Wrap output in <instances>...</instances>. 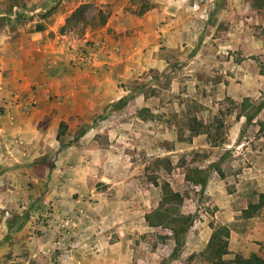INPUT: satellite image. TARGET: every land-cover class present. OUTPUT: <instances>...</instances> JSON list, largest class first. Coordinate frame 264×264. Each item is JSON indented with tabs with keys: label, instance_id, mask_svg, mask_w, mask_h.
Returning a JSON list of instances; mask_svg holds the SVG:
<instances>
[{
	"label": "rangeland",
	"instance_id": "rangeland-1",
	"mask_svg": "<svg viewBox=\"0 0 264 264\" xmlns=\"http://www.w3.org/2000/svg\"><path fill=\"white\" fill-rule=\"evenodd\" d=\"M87 1L82 18L43 33L36 46L31 28L72 1L0 0V87L12 85L1 61L13 57L23 66L21 88L113 95L87 122H61L53 145L42 143L29 202L19 197L9 209L7 234L0 219V264H209L204 251L219 226L230 228L226 260L264 258V0L182 1L176 33L148 34L145 64L118 55L86 70L80 84L88 60L102 56L100 29L114 11L108 0ZM32 6L36 22L17 31ZM2 104L0 159L26 144L2 126ZM166 183L182 201L165 204L164 217L154 212ZM250 203L260 204L247 217Z\"/></svg>",
	"mask_w": 264,
	"mask_h": 264
},
{
	"label": "crops",
	"instance_id": "crops-1",
	"mask_svg": "<svg viewBox=\"0 0 264 264\" xmlns=\"http://www.w3.org/2000/svg\"><path fill=\"white\" fill-rule=\"evenodd\" d=\"M61 1L63 4L69 1L72 2L70 7L51 13L52 17H44L42 28L32 27L30 30L31 43L34 42L36 46H39L40 40L43 41L44 39L43 33L57 32L58 27L63 28L66 25V19L74 10L89 2L87 0ZM140 1L142 0L107 1L114 5V11L112 13L108 12L110 16L100 29L104 33L100 49L102 56L100 58L95 56L93 59L88 60L87 67L80 74V84L87 75L86 70H92L93 72L94 66H97L99 62L113 65L118 55L124 58L126 64L140 68L142 64H145L142 60V53L148 34L150 33L151 36L156 38L169 39L172 33L177 32L179 17H183V14L187 12L182 2L185 0H147L150 2V7L141 13L142 2ZM38 10V6H32L28 11V25L20 24L16 26L17 31H23L25 26H32V23L36 22L34 19H36ZM57 39L60 40L59 37ZM57 39L54 40V43L57 42ZM116 44L120 45L121 55L114 50ZM1 62L2 73L6 74L7 83L12 84L11 86L0 87V98L4 107L1 123L7 133L10 132L14 136L20 134V137H24L26 140V144L17 149L14 145V151L10 155L14 154L11 157L7 155L4 159H0V208L6 209L5 215L0 216V219H6L2 228L7 234V219H12L16 214L14 210L9 211V209L15 208V205L19 202V197L20 202H29V195L27 194L32 191V188L29 189L30 185L28 183L32 185L38 180L36 176L37 164L33 165V161L36 159L42 143L50 142L53 145L55 131L58 130L61 122L70 121V119L87 122L88 119H85V117L93 116L100 109L102 98L108 96L112 99L111 96L113 95L108 91H104V95L101 92V87L73 88L70 90L61 87H39L33 90L21 88L18 84L21 77H19V73L23 68V66H20L21 61L13 57H5ZM35 65L40 71L44 67L41 63ZM90 77L95 79L97 83L101 78L98 73H90ZM104 77L105 80L112 79L111 75H105ZM31 99L35 100V106L28 105ZM8 146L12 148V145L9 144ZM27 167H30L31 171L34 170L33 182L28 179L31 173H29ZM25 174H27V178ZM101 180L104 182V179ZM107 182L109 181L107 180ZM10 214H12V217H10ZM52 230H57V228L54 226ZM235 232L240 240L244 239L242 232L236 230ZM245 258L244 256L243 259Z\"/></svg>",
	"mask_w": 264,
	"mask_h": 264
},
{
	"label": "trees",
	"instance_id": "trees-1",
	"mask_svg": "<svg viewBox=\"0 0 264 264\" xmlns=\"http://www.w3.org/2000/svg\"><path fill=\"white\" fill-rule=\"evenodd\" d=\"M150 7V3L147 0H142L141 3V13L147 10ZM87 8L86 4L80 5L73 13L66 19V25L63 29L67 28V25H70L71 22L75 21L76 19H80L83 17V11ZM100 12V11H99ZM100 16H103L100 13ZM105 22V19L103 20ZM103 22V23H104ZM62 29V30H63ZM125 99H121L118 101V104L124 102ZM155 184L158 183L155 181ZM260 203L264 204V194L259 195ZM170 201L174 203L181 202L182 198L179 193L174 192L169 184H165L163 186V196H162V203L158 209L154 212L156 215L166 216L163 213V208L165 204H168ZM260 203H250L247 209L243 210V213L247 215V217H252L257 207ZM155 216V215H154ZM150 217V216H149ZM148 217V218H149ZM151 225H161L162 221L155 223V221H150ZM229 238H230V228L227 226H219L214 229L212 232L209 241L207 243L206 249L204 251L205 260L209 264H231V263H238V264H264V258L256 253H252L248 259H240L236 258L234 261H228L225 259V256L229 253L228 246H229Z\"/></svg>",
	"mask_w": 264,
	"mask_h": 264
}]
</instances>
